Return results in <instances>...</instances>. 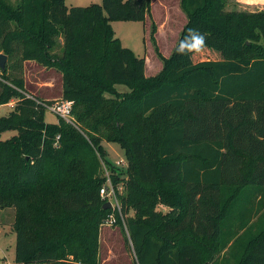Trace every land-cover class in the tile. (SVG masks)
Masks as SVG:
<instances>
[{
    "label": "trees",
    "instance_id": "obj_1",
    "mask_svg": "<svg viewBox=\"0 0 264 264\" xmlns=\"http://www.w3.org/2000/svg\"><path fill=\"white\" fill-rule=\"evenodd\" d=\"M151 1L0 0V107L16 101L0 116V211L15 210L13 264H98L100 228L112 217L126 226L136 264H209L237 235L215 264H264V12L182 0L180 41L147 77L145 58L111 21L145 20ZM198 27L222 41L225 57L178 66ZM28 61L62 74L71 122H46L53 102L27 92ZM106 142L125 150V169ZM106 168L121 211L104 209Z\"/></svg>",
    "mask_w": 264,
    "mask_h": 264
},
{
    "label": "rangeland",
    "instance_id": "obj_2",
    "mask_svg": "<svg viewBox=\"0 0 264 264\" xmlns=\"http://www.w3.org/2000/svg\"><path fill=\"white\" fill-rule=\"evenodd\" d=\"M17 2V0H12ZM102 0H66L68 7L90 6L101 4ZM182 0H152L150 11L145 20H114L111 25L115 35L121 40L124 47L131 49L138 57L146 60L147 77L158 76L164 67L161 58H170L177 47L182 32L187 25V16L181 6ZM227 11L264 12V0L261 2L248 0H228ZM62 41V40H60ZM223 43L218 37L203 27H198L186 39L185 46L179 55L178 66L192 63L202 59H223L225 57ZM61 53L60 47L56 50ZM161 55V56H160ZM8 63V60H7ZM7 66V64H6ZM25 88L28 93L48 102L62 103L63 77L55 69H48L36 62H24ZM119 91H128L124 85L117 86ZM12 104L0 107V116L8 115L14 108L16 101ZM59 115L51 110L46 111V122L58 123ZM14 132H7L3 139H8ZM110 162L117 163L124 160L118 166H127L125 150L118 143H104ZM110 172L105 170V173ZM105 175V174H104ZM119 190L123 191L122 184ZM113 204H116L112 200ZM164 213L169 208L160 206ZM132 211L130 215H133ZM15 218L14 209L0 211V264H13L16 255V233L12 229ZM258 217L252 220L255 227L259 224ZM237 235L233 241L220 253L216 252L213 259L208 263L215 264L227 256L229 247L238 239ZM227 258V257H226ZM98 264H136V257L129 242V235L125 225L111 223L106 220L100 228ZM230 264H234L231 261Z\"/></svg>",
    "mask_w": 264,
    "mask_h": 264
},
{
    "label": "built area",
    "instance_id": "obj_3",
    "mask_svg": "<svg viewBox=\"0 0 264 264\" xmlns=\"http://www.w3.org/2000/svg\"><path fill=\"white\" fill-rule=\"evenodd\" d=\"M248 1H250V0H248ZM251 1L259 2L261 0H251ZM9 104H12L11 106L13 107L12 101ZM9 104H7V105L10 106ZM71 105H72L71 102L63 101L62 103H55V104L48 106V109L51 110L52 112L57 113L60 117L64 118L66 121L71 122L73 120L71 117ZM122 163H124V160H121L117 164L121 165ZM105 176L107 178V182L104 184V186L102 187V189L100 191L101 196L104 199H107L108 202L111 203L112 208H115L118 211H121V205L119 203L117 191H116L115 186L112 183L111 177H110L108 172L105 173ZM112 200L116 204H113ZM110 222L115 223L116 219H114V217H112L110 219Z\"/></svg>",
    "mask_w": 264,
    "mask_h": 264
},
{
    "label": "water",
    "instance_id": "obj_4",
    "mask_svg": "<svg viewBox=\"0 0 264 264\" xmlns=\"http://www.w3.org/2000/svg\"><path fill=\"white\" fill-rule=\"evenodd\" d=\"M8 57L4 54H0V69L4 70L6 68ZM112 208L110 202L104 205V209Z\"/></svg>",
    "mask_w": 264,
    "mask_h": 264
},
{
    "label": "crops",
    "instance_id": "obj_5",
    "mask_svg": "<svg viewBox=\"0 0 264 264\" xmlns=\"http://www.w3.org/2000/svg\"><path fill=\"white\" fill-rule=\"evenodd\" d=\"M261 2V1H260Z\"/></svg>",
    "mask_w": 264,
    "mask_h": 264
}]
</instances>
